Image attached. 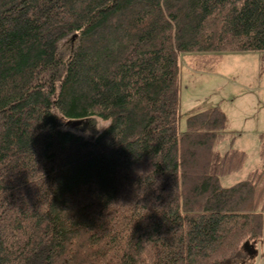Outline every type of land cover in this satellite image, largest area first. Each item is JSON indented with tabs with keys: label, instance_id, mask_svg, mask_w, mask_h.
I'll return each mask as SVG.
<instances>
[{
	"label": "trees",
	"instance_id": "obj_1",
	"mask_svg": "<svg viewBox=\"0 0 264 264\" xmlns=\"http://www.w3.org/2000/svg\"><path fill=\"white\" fill-rule=\"evenodd\" d=\"M225 51L264 54V0H0V264H252L264 168L221 183V107L179 130L181 54Z\"/></svg>",
	"mask_w": 264,
	"mask_h": 264
},
{
	"label": "rangeland",
	"instance_id": "obj_2",
	"mask_svg": "<svg viewBox=\"0 0 264 264\" xmlns=\"http://www.w3.org/2000/svg\"><path fill=\"white\" fill-rule=\"evenodd\" d=\"M77 42L74 34L65 36L58 42L59 53L64 58L70 57ZM180 83L179 130H186L191 114L221 107L228 123L215 148L221 152L239 148L247 154L243 167L222 176L221 183L232 185L248 178L253 170L264 168V54L260 51L182 53ZM109 125L110 121L95 116L76 125L66 121L64 127L93 140ZM254 242V250L248 249L250 260L252 264H264V233Z\"/></svg>",
	"mask_w": 264,
	"mask_h": 264
},
{
	"label": "water",
	"instance_id": "obj_3",
	"mask_svg": "<svg viewBox=\"0 0 264 264\" xmlns=\"http://www.w3.org/2000/svg\"><path fill=\"white\" fill-rule=\"evenodd\" d=\"M80 121H81V120H74V121H70V122H73V123L76 125V124H78ZM255 243H256V242H254V241H253L252 243H251L250 241H248V242L246 243L247 246L249 247L248 249H250V250L253 249V250H254V248H255Z\"/></svg>",
	"mask_w": 264,
	"mask_h": 264
}]
</instances>
